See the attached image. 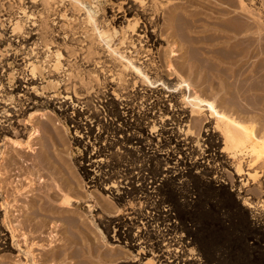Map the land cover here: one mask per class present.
<instances>
[{
	"label": "bare ground",
	"instance_id": "bare-ground-1",
	"mask_svg": "<svg viewBox=\"0 0 264 264\" xmlns=\"http://www.w3.org/2000/svg\"><path fill=\"white\" fill-rule=\"evenodd\" d=\"M234 1L235 0L232 1L233 6H235ZM53 2L54 1H52V3ZM68 4L69 6H74L73 10L76 9L82 11L81 13L83 17L77 18L81 19V23L85 22V24L90 27V30L92 31L94 39L95 41H97V45L99 46V48L102 47V49H105L103 51L107 52L106 58H108V61L110 60L115 64L114 69L109 70V72L111 71V74L109 75L108 82L110 85L111 93H108V91L107 93H100L98 90H96L95 92L90 94V89L94 87L89 83L87 84L84 82L80 84L81 87H79V92H82L79 93L76 87H71L70 84H68L69 86L67 85V81H69L70 77L69 75V77L66 76L68 77L67 79H60L58 77L53 78V80H57V82H63V95H61V97L60 95H55L53 97H50L49 99H44L43 95L45 92L43 91V89H39L34 86L36 84V79H39L42 72L35 65H33L31 60L24 61L22 60L24 58H18V56L22 54L21 51L23 50V48H25L22 44L23 38L22 40H16V53H13L12 56V61L14 62L15 67L11 68V70L18 77V79L16 80L17 84L15 83V93L17 94L15 95L16 97L12 94V90L14 89H6V86L3 83V76L6 74V69H4L3 66H0V138H4L6 135V127H8V125H5V123L11 122V119L13 117L19 116V113L20 115H22V113H24V111L26 112L27 110L37 111L50 106L51 111L57 113L62 118L64 123L61 124V127H54L53 124L55 123L56 118L48 113L42 112L41 114H44L47 119L46 121H43V124H45L44 126L42 125L44 127V130L47 128L46 133H48V136L52 140L53 146L55 145L57 149L65 152L66 154L69 148L66 143L67 140L65 135L71 134L73 142L79 150V159L75 164L77 165V168L83 177V181L85 182V184L83 183L84 187L94 188L95 190L93 191V193L90 191V193H87L88 191L86 192L84 190L83 185L81 184L82 182L80 183L79 177L76 176L77 173L75 174V171L73 169L75 167L69 165L67 166L69 171H67L66 177H62L63 179L61 180V184L57 185L59 186V189L57 188L59 192L56 191L55 188L52 193L53 195L57 196L56 198L55 196L53 197L57 201L58 197L65 194L64 190L67 192V195L63 196L64 198L60 197L62 201L59 200V202H62V204H60L63 206H54L52 204V206L49 207V205H51V203L49 204V199L45 200L47 199L46 197L49 196V189L46 190V188L43 190L45 191L43 193H45V195L47 194L46 196L44 194L40 196L36 191L37 194L34 193L30 197H33V200L34 197H38V200L41 199V201L42 198L45 200L38 204L39 206L37 207L40 208L39 210H44L45 212L47 211V213L49 212L50 214H56V212L59 211L58 213L60 214L61 212L62 214V212L66 213L70 211L71 206L74 203L80 205L82 201H86L87 204L91 206L93 205L90 204L91 201L95 205L101 206L104 212L114 213L117 216L116 218L110 219L109 217L107 220L104 219V222H101V224L103 223L104 227L107 230L110 227L113 228V230L116 232L115 236L118 240L121 241V243L123 242V246L125 249H123L121 252L119 251L120 253H114L115 251L110 253L109 249V251H100L99 249L101 248L94 244V239H92V237L90 236L92 234L88 235L86 233L85 240H89L90 245V251L88 252H90V254L96 253L95 258H97L98 256H103L107 260H112L114 257L127 258V256L129 255L128 252L130 250V252H135V255L138 256L140 260L142 259V257L148 256L150 254L149 259L154 264H264V205H259L260 201L258 199L253 200L247 194L246 196L242 197L243 204L241 205H243V207L247 208L248 210V225L249 227H251V231L247 230L248 232L245 235L241 234L238 237V241H232V239H229L227 237L224 242L215 247V257L207 255L201 256L196 252V237H193V230H195L194 226L196 225V223L188 225L187 218L181 216L182 214L180 215L178 212V208H183L185 210L188 208L192 211V207L195 206H193V202L190 203L189 201L187 203L183 200H179L180 197H182L180 188L188 187V185L190 184L193 185V181L195 182V184L192 186V189L194 188L195 191H198V196H206L208 198H211V202H213L215 205L220 200L219 197L220 195H222V192L224 190V183L222 181L223 174L222 172L220 173V171H218L219 169L217 170V166L219 165L216 166L215 163L216 161H218L222 165L226 163V165H229V162H227L224 156L225 147H223L221 151H219V153L217 151L218 154H207L209 159H206V161H209H207L205 165L204 162L194 161L195 158L193 159V157L190 155L192 153H187L189 147L183 148L180 145L182 147L180 148L176 143L174 144L172 137H175V134H177L176 131L174 134L171 130V133L166 135V140H150L147 136L148 133H146L145 131L146 123L144 122V118L142 117L145 116V114L140 115L139 111H135V108H133V105H131L130 103L129 96L125 93L121 94V88L124 89V87L127 85H132L133 87L141 86L144 91L146 90L149 93L153 92L156 94V98H154V108L157 104L163 103L162 99L166 97L165 102H168L167 104H169V107L171 106V109H168L166 107L163 108L164 115H173V107L177 106V100L180 98L182 101H185L186 104L190 105V107L192 108L191 111L196 117L195 119H198L197 117L204 116V114H206L207 118L215 119V123L213 122V126L211 125V132L209 131L210 133H205V135L207 136L205 140L214 142L216 138L215 133L221 126L224 129L223 133L225 144L232 149V151H230L231 155H233L234 157H236L235 155L237 154L243 153L251 155H249L251 159L248 157V159H250V162H246L248 163L247 165L252 166V168L250 170L248 169L245 174L247 175L249 180L253 182L256 181V183L260 185V179H262L261 176H264L263 133H258V129H256L258 126L255 127V125H246V121H243L245 118H242L240 116L242 118L240 119V117H238V114L234 115V113H230L228 112V110L222 108L219 103H217L218 101H216L214 98L209 99L208 97L204 96L203 91H201L200 89L198 90V88L196 89V86H194L196 84H193L198 81V79L200 80L203 79V77H206L207 73H209V71L211 70L214 71H211L208 75H210L209 77L211 79L213 78V76L218 77L220 82L219 86L229 84L236 87L235 89H237L238 86L246 87L245 84L247 80H254L255 74L257 72L256 68H251L249 70L247 69L249 72H244L241 68H238V63H240V59L238 58V56L240 55V42L238 39L235 40V38L238 36V32L240 29H242V27L239 28L240 26H238V24L236 23L237 19L232 16L234 19H232V21L228 20L227 24L229 25L226 26L227 28L225 27L226 24L223 23V29L226 28L225 31L218 30L219 27H222V24L220 23H218L219 27L217 29H212L208 27V25H205L204 27H206L207 29L205 28L195 30V28L198 26V24L196 23L200 20L198 18V14L200 12L198 11L188 12L186 11L187 9H185L184 7L176 6L175 3L174 5L170 4L171 6H169L168 8L166 7L167 9H162L161 6L156 3V0H129L126 3L125 9L123 8L121 10L123 5L120 3H117V5H113L111 7L112 20H114L113 23L117 21L119 22L120 19H125L126 13L134 14L137 19L134 22H130L125 19L127 25H122L124 22H119V29L113 27L111 32H109V29L106 30L102 26L101 22L98 21V18L94 14L95 12L90 10L82 0H69ZM218 7L220 8V6ZM113 9L115 10L112 11ZM44 12L47 13L46 10ZM120 13H122V15L119 16ZM217 13L220 12L217 11ZM160 15H163L164 19L163 27H161L158 23ZM63 16L64 15L61 14L58 17L62 19ZM68 18L74 21L77 19L76 16ZM217 19L223 20L222 17H217ZM248 26H246V29H249ZM35 31L37 32H27V34H37V40L40 39L42 43V30H40V28H36ZM136 31L140 32L138 38L141 40H139V42L144 41L146 45L150 43L151 45L148 46H153L154 42L156 41L157 34H155V32L158 33L159 36H165L171 47L169 50V54L171 56H176L177 58L176 60H174V57L168 55V57H166V59L164 60L166 62L165 65L171 71L176 72L180 77H178L179 79L175 80L174 82L163 78V76H161L162 74L159 73L160 71L158 72L160 66H158V63L154 58L146 61H140L142 59L140 58V55L145 53V51L143 52L142 49V51H139V49L136 51L137 48H135L133 45L134 41H132V37L134 34H136ZM215 31H217L218 35L215 33ZM118 32L119 34L117 35ZM213 32L215 33V35L213 34ZM66 35H68V33ZM224 36L227 38V40L228 37L234 38V40L226 41L229 44L228 48L230 50L227 48V45H225L226 47H224V49L222 50L224 52L219 50L220 53H218L219 51L214 50V46L217 45H212V40L216 37H218L219 39H217L220 40V38ZM16 37L17 39L19 38V32H17ZM111 38H116V40L118 41L117 44L111 43ZM226 38H224V40ZM157 39L159 38L157 37ZM45 45L47 46L48 43H45ZM131 45H133V47L135 48L134 51L130 50V48H132ZM240 47H242V45ZM59 49L60 48L55 49L57 58L62 55ZM210 51L212 52V55H208V53L210 54ZM92 54V51L89 52L87 54L88 56H86L85 58L89 60V56H91ZM242 56L243 55H241V57ZM45 57H49V55L47 54V56ZM50 58L51 57H49L48 59L50 60ZM106 60H104L105 63ZM105 63H100L101 65L99 67L102 69L101 72L108 70ZM50 67L51 66H49V64L45 63L44 68L42 69L43 73L47 74L48 77L54 76L51 74L52 70L50 69ZM184 72L188 74V78L182 75ZM190 76L192 77L190 78ZM196 76L198 79L192 82V80H195L194 78ZM206 79L208 80V78ZM255 80L254 82H256ZM81 81H84V79H81ZM250 81H247L249 84H247L248 88L246 87V90H251L254 88V82L252 81V83ZM211 84L210 86L212 87ZM241 87H238V89H241ZM32 88H34V91L31 90ZM245 91L241 92L245 94ZM241 92L239 93V95L241 94ZM175 93H178V95H174ZM237 94L238 92L235 95ZM94 99H97L96 103L94 102ZM119 99H121V101H124V103L122 104V102H118ZM11 102L14 104L13 108L10 109L9 107V109H6L7 105ZM31 115L32 113H29V117L27 118L28 122H32V119L34 118H30ZM148 118L145 117V119ZM249 121L247 122L250 123ZM41 124L39 122V125ZM39 125L34 124L33 127H31V131H29V137L25 141L27 145L30 144V138L33 135L37 136L43 128L42 126H40V128ZM21 142H18V144H22ZM214 143H216V140ZM167 147H170V149ZM67 155H69V153ZM16 163L17 161L13 159V163L8 165L13 166L12 168H14V166H16ZM234 163L235 162H233L234 169L237 173L243 171L239 163ZM195 170H198L197 172L199 173L196 174ZM19 174L20 173H18V175ZM43 185L42 188H44ZM259 185L258 187L260 188ZM45 187H47V185ZM36 189L37 187L35 188V190ZM18 190L16 189V193L19 192ZM61 192H63V194H61ZM170 193L174 194V199L171 198ZM43 195L45 196V198ZM7 201L8 200L2 201V203L0 204V206L2 205L5 208L3 212L4 217L2 222L5 227H9L13 232L15 231L16 227L15 225L13 226L12 220L8 215L7 205H9V202ZM35 201H32V205H34ZM46 201H48L47 203L49 204V208L45 207L47 206ZM73 212L75 213L74 209ZM227 212L230 211L226 210V213ZM66 214L64 216H66ZM76 214L79 213L76 211ZM28 215L29 216L27 220L28 222H31L33 218L30 216V214ZM69 215L66 217L67 219H71L74 214H72L71 217ZM221 215L222 218L225 219V216L223 214ZM61 217H63V214ZM74 217V221L69 220L70 222H74L72 225H74L78 220L76 216L75 222ZM46 219H42L41 221H39L36 226H45L47 224ZM223 219L221 220L222 225L229 224L226 223V221ZM62 221H64V219ZM66 224L67 223H65V225ZM76 224L78 225V223ZM30 225L32 227V222ZM79 225L77 227H79ZM36 226L34 225V228ZM68 228L64 229H67L68 231ZM3 230H0L1 250H3L7 244V236L6 233L3 232ZM72 240L73 238L71 239V241ZM64 241L66 242L67 240ZM64 244L60 245V247H65L66 244ZM63 253H65V251ZM57 255L61 254L57 253ZM64 255L67 256L66 254ZM64 255L63 257H65ZM31 258L32 261L25 260V262H23L22 264H38L36 263V259H34L35 257L32 256Z\"/></svg>",
	"mask_w": 264,
	"mask_h": 264
},
{
	"label": "rangeland",
	"instance_id": "rangeland-1",
	"mask_svg": "<svg viewBox=\"0 0 264 264\" xmlns=\"http://www.w3.org/2000/svg\"><path fill=\"white\" fill-rule=\"evenodd\" d=\"M52 1L54 2L52 3ZM82 1L90 10L95 12L94 14L98 18V21L101 22L102 26L106 30L109 29L108 30L109 32H111L113 27L119 29V25H120L119 22H124L122 25H127L125 19H127L130 22H134L137 19V17L134 14L126 13L125 19H120L119 22L117 21L113 23L114 20H112L111 7L113 5H117V3H120L123 5V6L121 5L122 6L121 10L123 8L125 9L126 3L129 0H82ZM232 1L233 0H156V3L159 4L162 9H167L169 6L174 5L175 3L176 6L184 7L185 9H187L186 11L188 12L189 11L200 12L198 14V18L200 20L196 23L198 24V26L195 28V30L205 29L206 28L204 27L205 25L206 26L208 25V27L212 29H217L219 27L218 23H220L222 24V27L221 28L219 27L218 30L225 31L227 28L226 26L229 25L227 24L228 20L232 21V19L234 18L237 19L236 23L238 24V26H240L239 28L242 27V29L239 30L238 36L235 38V40L238 39L240 42V46L242 45V47L239 46L240 49L239 56L241 57V55H243L242 57L243 58L245 57L243 59L242 57L240 58L238 56V58L240 59L239 62L241 64L238 63L240 67L238 64L237 65L238 68H241L244 72H249L248 70L251 68L257 69L256 72L257 75L255 74V78H254V80L256 79L255 81L257 83L254 82V80H252L254 83L250 80H247L248 82L250 81L253 83L254 88L252 87L253 89L246 90L245 88L248 86L247 84H249L247 81L245 84L246 87L238 86L241 87V89H238V87L237 89H235L236 87L229 84H225L224 86H219L220 82L218 77L213 76V78L211 79L209 77L210 75H208L211 71L213 72L214 70L209 71V73H207L208 76L206 75V77L200 79L202 81H200L196 76L194 78L195 80H192V82L198 79L200 83L196 81L197 83L195 82L193 84H196L194 85L196 86L195 87L196 89L198 88V90L200 89L201 91H203L204 96L208 97L209 99L214 98L216 101H218L217 103H219V105L222 108L228 110V112L234 113V115L238 114V117L241 116L242 118H245L243 121H246L245 122L246 125H250V126L255 125V127L258 126L256 128L258 129V133L260 134L263 133L262 135H264V91H263L264 90V66H263L264 65V49H263L264 48V0H235L234 1L235 6L232 5ZM68 3L69 0L68 1L67 0H0V66H3V68L6 69L5 72L6 74L3 76V80H4L3 83L5 84L6 89L8 88L14 89L12 90L13 91L12 94L14 96L17 95L15 93L16 91L15 86L17 84L16 80L18 79V77L11 70V68L15 67L14 62L12 61V56L13 53H16L15 52V46L17 45L16 40H22V38H23L22 44L23 47L25 48H23V50L21 51L22 54L19 55L18 58L20 59L24 58L22 59L24 61L31 60L33 65H35L42 72L39 79H36V84L34 86L39 89H43V91L45 92L43 95L44 99L45 98L49 99L50 97H53L55 95L57 96L60 95L61 97V95H63V84H62L63 82L62 81H60L61 83L57 82V80H53V78L58 77L60 79H67L69 75L70 77H69V81H67V85L70 84L71 87L72 86L76 87V89H78L77 90L78 92H79V87H81L80 84L84 82L87 84L89 83L94 87L90 89L91 92L90 94H92L96 90H98L100 93L102 92L107 93V91L108 93L109 92L111 93L110 85L108 82L109 75L111 74V71L109 72V70H113L115 64L110 60L108 61V58H106L107 52L103 51L105 49H102V47L99 48V46L97 45L98 43L97 41H95L94 35L90 30V27L86 25L85 22L81 23L80 18L83 17L81 13L82 11L76 9L73 10L74 6L71 5L69 6ZM240 4L243 5L241 6ZM218 6H220V8ZM45 10L48 14L44 12ZM114 10L115 9H113L112 11ZM217 11H219L220 13H217ZM61 14L64 15L62 19L58 17ZM120 15H122V13H120L119 16ZM73 16H76V18L77 17L80 18L79 19L77 18L75 21L70 20L68 18ZM217 17H222L223 20H219L217 19ZM216 20L219 22H217ZM158 23L161 27L164 26L163 15L159 16ZM223 23L226 24L225 25L226 28L224 29H223L224 27ZM247 24L248 25L250 24L249 25L250 27ZM246 26H248L249 29H246ZM36 28L38 29L40 28V30H42L41 32V34H43L42 43L40 39L37 40V34L36 35L27 34V32L29 33L37 32L35 31ZM15 32L16 34L17 32H19L20 39L19 38L17 39ZM65 33L66 34L68 33V35H66ZM139 33H140L139 31H136V34H134L132 37L133 39L132 41H134L133 44L134 47L137 48L136 51L138 49L139 51L142 50L143 52L145 51V53L143 54L141 52L142 55H140V58L142 59L140 61H146L154 58L155 61L158 63V66H160L159 67L160 70L158 69V72L160 71L159 73L162 74L161 76H163V78L174 82L175 80L179 79L180 77L178 76V74L174 71H171L165 65L166 62L164 60L166 59V57H168V55H170L169 50L171 48L170 43L165 38V36H159L158 33L155 32V34H157V37L160 40L157 39L156 37V41L157 40L158 41L157 42L155 41L153 46H148L151 44L148 43L146 45L144 41L139 42V40H141L138 38ZM215 33L217 34V31H215ZM215 33L213 32L214 35ZM118 34L119 32L117 33V35ZM229 37L228 40L225 36L221 37L220 40H218L219 39L218 37L215 38L216 40L213 39L216 44L212 40V45L213 44L217 45L214 46L215 47L214 50L222 51L224 47H226L225 45H227L228 48L229 44L226 41L234 40V38H229ZM224 38L226 39L224 40ZM117 42L118 41L116 40V38H114L112 39L111 43L117 44ZM45 43H48V45L46 46ZM133 45H131L132 47L130 48L131 51L135 50ZM57 48H60L59 49L60 53H62V55L58 58L56 57L57 55L55 51V49ZM91 51L93 52V54L89 56L90 58L88 60L85 57L88 56L87 54ZM220 51L218 53H220ZM211 53L212 52L210 51V54L208 53V55H212ZM47 54L49 55V57H51L50 60L48 59L49 57H45L47 56ZM145 56L148 58H146ZM171 57H174L173 58L174 60L177 59L176 56H171ZM103 59L104 60L107 59L106 63L104 62ZM99 62L105 63L108 70L101 72L102 69L99 67L101 65ZM45 63L51 66L50 67V69L52 70L51 74L54 76L48 77L47 74L43 73L42 69L44 68ZM184 73L182 75L188 78L187 77L188 74L186 73L187 74L186 75ZM191 77L192 76H190V78ZM206 78H208V80ZM81 79H84V81H81ZM210 84L212 85V87L210 86ZM33 89L34 88H32L31 90L34 91ZM121 89H122L121 94L125 93L129 96L130 103L131 105H133V108H135L134 110L139 111L140 115L145 114V116L142 117L144 118V122L146 123L145 131L146 133H148L147 136L150 140L152 141L153 140L157 141L159 139L166 140L167 139L166 135L171 133V130L174 134L176 131V133L179 134L178 135L175 134V137H172L174 144L176 143L180 148L189 147L187 153L188 154L192 153L190 155L193 157V159L195 158L194 161L204 162V164L207 163V161H209V160L206 161V159H209L207 154L209 153L218 154L219 151H221V149L225 147L224 156L227 162H229V165H226L227 163L222 165L218 161H216L215 163L216 166L219 165L217 166V170L219 169L218 171H220V173L222 172L223 174L222 181L224 183L223 184L224 190L222 192V195H220V197L217 196L219 197L220 200L217 202L216 205L213 202H211V198H208L206 196H201L202 197L201 198L200 196H198L197 193L198 191H195L194 188L192 189V186L195 184L194 181H193L194 183L192 182L193 185L190 184L188 185V187L180 188L182 197H180L179 200H183L184 202L187 203L190 201V203L191 202L194 203L193 206L195 205L194 207H192V211L189 210L188 208L186 210L183 208L182 209L178 208V212L180 215L182 214L181 216L187 218L188 225H192L196 223V225L194 226L195 230H193L195 232V233L193 232V237L194 238L196 237L195 238L196 252L201 256L207 255V256L215 257L216 256L215 247H217V245H220L222 242H224V240H226L227 237L229 239H232V241L234 240L238 241V237L241 234L245 235L248 232L247 230L251 231V227H249L248 225V221H249V215H247L248 210L247 208L243 207V205H241L243 204L242 197L246 196L247 194L253 200L258 199L260 201L259 205H264V176L263 175H262L263 177L261 176L262 179H260L261 183L259 185L256 183V181L253 182L249 180V178L245 174L248 171V169L250 170L252 168V166L247 165L250 162L249 160L251 159L250 157L251 155L245 153L237 154L235 155L236 157L231 155L230 151H232V149L225 144L224 133H223L224 129L221 126L219 127L218 131L215 133L216 143H214L215 140L214 142L205 140L207 137L205 133L211 132V125L215 123V119L207 118L206 114H204V116L197 117L198 119H195L196 117L192 113L191 111L192 108L190 107V105L186 104V102L182 101L180 98L177 100L176 103L177 106L173 107L172 110V113L175 116L171 114L168 116V115H164L163 112V108L165 107L171 109V106L169 107V104H167L168 102L167 101L165 102L166 97L162 99L163 103H159L160 105L157 104L154 108V103H155L154 98H156L155 93L151 91H150L151 93H149L146 90L144 91V89H142L141 86L133 87L132 85L131 86L127 85L124 87V89L123 88ZM240 90L243 92L246 90L245 94L247 96L244 93H242ZM239 91L241 92L242 95L241 94L239 95L240 93ZM81 92L82 91H80L79 93ZM237 92H238L237 94L238 96L235 95ZM174 95L177 96L178 93H175ZM94 100H95L94 102L96 103L97 99ZM119 100L118 102H122V104L124 103V101H121V99ZM13 106L14 104L11 102L10 104L7 105L6 109H9V107L11 109L13 108ZM33 111L34 110H27L26 112L24 111L22 115H20L19 113V116L13 117L11 119V122H6L5 125H8V127H6L7 128L6 135L4 138L2 137L3 139L0 138L1 139L0 140V204L2 203V201L8 200L7 201L9 202L8 203L9 205H7L8 215L12 220L13 226L15 225L16 227V228L14 227L15 231L12 232L9 227H5L3 225L2 220L4 217L3 212L5 208L1 205L0 230L1 229L3 230L4 228L3 232L6 233L7 236V244L3 250L0 249V264H22L23 262H25V260L32 261L31 258L32 256L35 257L34 259H36V263L38 264H154L149 259L150 254L148 256L142 257V259L140 260L139 257L135 255V252H130V250L128 252L129 255L127 256V258L114 257L112 260H107L103 256H98L97 258H95L96 253L90 254V252H88L90 251L89 240H85L86 233L88 235L92 234L90 236L92 237V239H94L93 240L94 244L101 248L99 249L100 251H105V250L107 251L109 249L110 253L114 251H115L114 253H120L123 249H125L123 246L124 245L123 242L121 243V241L118 240L117 237L115 236L116 232L113 230V228L110 227L107 230L104 227L103 223L101 224V222H104V219L107 220L109 217L110 219H114L117 216L112 212L111 213L104 212L101 206L95 205L91 201L90 204H93L91 206H89L86 201H82L80 205L74 203L72 205L73 207L71 206V210H70L71 212L68 211L66 212L67 214L65 212H62L63 217H61L62 216L61 212L60 214L58 213L59 211H57L56 214L55 213L50 214L49 212L47 213V211L45 212L44 210L42 211L39 210L40 208L37 207L39 206L38 204L48 199H49V204L51 203V205H49L47 203L48 201H46L47 206L45 205L44 206L47 208L52 206V204L54 206H63L61 205L62 199L60 197L64 198L63 196L67 195V192L65 190H64L65 194L61 192V194L63 195L58 197L57 201L56 199L53 198L55 195H53L52 193L53 190H55V188L56 191L59 192L58 190L59 186L57 185L61 184L62 182L61 180L63 179L62 177H66L67 171H69L67 166L69 165L75 167L73 168L75 174L77 173L76 176L79 177L80 183L82 182L81 184L83 185L84 190L86 192L88 191L87 193L90 192L93 193V191L95 190L94 188L84 187L85 182L83 181V177L79 172L77 165L75 164L76 161L79 159V150L75 146L71 134L65 135L67 140L66 143L69 148L67 150V154L69 153V155H67L65 152H62L59 149H57L55 145L53 146L52 140L48 136V133H46L47 128L45 127L46 129L44 130L43 127L45 125L43 124V121H46L47 119L45 115L44 114L42 115L41 113L42 112L48 113L56 118L55 123L53 124L54 127L55 126L61 127V124L64 123L62 118L57 113L52 112L50 106L46 107L45 109L43 108L42 110L40 109L34 112ZM29 113H32L33 115V116L31 115L30 118L34 117L32 119V122L27 121V118L29 117ZM145 117L148 118L149 120L145 119ZM241 117L240 119H242ZM247 121H249L250 123H248ZM39 122L40 124L41 123L42 124L39 125ZM32 124L39 125V127L43 125L42 126L43 128L41 129V131L37 136L33 135L30 138V144L27 145L25 141L29 137V133H30L29 131H31V127H33ZM18 142H21L22 144H18ZM167 148L170 149V147ZM248 157L250 159H248ZM13 159L17 161V163L15 164L16 166H14V168H12L13 166L8 165L13 163ZM233 162H235L234 164L239 163L243 171L237 173L234 169ZM195 171L196 174L199 173L197 172L198 170ZM18 173L20 174L18 175ZM41 183H43L44 185ZM42 185L44 188H42ZM46 185L47 187H45ZM258 185L260 186V188L258 187ZM36 187L37 189L35 190ZM16 189L17 190L19 189L18 193H16L17 192ZM44 189L50 190V191L48 190L49 192L48 195L51 197L47 196L46 197L47 199L45 200L42 198V201L41 199L38 200L39 199L38 197H34V200L33 197L30 198L34 193L35 194L38 193V195L40 196L42 194L45 195V193H43L45 192L43 191ZM191 191L194 192L192 193ZM170 196L172 199H174L175 197L173 193L172 194L170 193ZM56 197L57 196H55V198ZM59 200L61 201L59 202ZM32 201H35L34 205H32ZM72 208L74 209L75 213L73 212ZM226 210L230 212L226 213ZM76 211L79 214H76ZM68 213L74 214L75 217L77 216L76 218L80 220L79 221L77 220L76 222V218L74 217V215L72 216V214L69 215ZM28 214H30V216L33 218V219L31 218L33 220V221L31 220L32 227L30 225L31 222L30 221L28 222L27 220L29 216ZM65 214L66 216H64ZM221 214L225 216V219L222 218ZM68 215L70 217L72 216V218L67 219L66 217ZM73 217L75 218V222L78 223V225L79 224L82 225H79V227H77L78 225L75 223L76 225L74 224L75 225L74 228V225H72L74 223L72 222L74 221ZM62 218L64 219V221H62L63 220ZM42 219L43 220L46 219L47 224L45 226L37 227L36 225ZM222 219L229 224L222 225L221 223ZM69 220H72L71 221L72 223ZM63 222L67 224L65 225V223ZM68 224L71 226H69ZM34 225L36 226L35 228ZM64 228H68L69 232L67 231V229ZM65 238H71V239L73 238V240L71 241V239H65ZM64 240H67L66 241L67 243ZM64 242L66 245L64 244ZM63 244L65 245V247L62 246L60 247V245ZM56 251L61 255H57ZM64 251L65 253H63ZM67 253L69 254V256ZM64 254H66L67 256H65ZM63 255L66 258L63 257Z\"/></svg>",
	"mask_w": 264,
	"mask_h": 264
}]
</instances>
